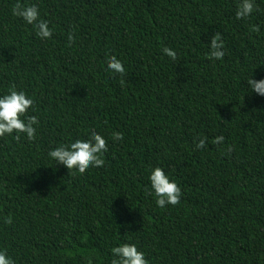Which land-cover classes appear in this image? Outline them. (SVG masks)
I'll list each match as a JSON object with an SVG mask.
<instances>
[{
  "label": "trees",
  "instance_id": "16d2710c",
  "mask_svg": "<svg viewBox=\"0 0 264 264\" xmlns=\"http://www.w3.org/2000/svg\"><path fill=\"white\" fill-rule=\"evenodd\" d=\"M16 2L0 0V95L25 91L39 125L35 141L0 138V251L14 264H111L130 243L148 264H264V96L247 84L264 79V0L239 20L241 0H20L48 21L47 40ZM216 32L221 60L206 55ZM93 130L102 167L70 175L48 157ZM155 167L181 188L178 205L147 195Z\"/></svg>",
  "mask_w": 264,
  "mask_h": 264
},
{
  "label": "clouds",
  "instance_id": "9594fccd",
  "mask_svg": "<svg viewBox=\"0 0 264 264\" xmlns=\"http://www.w3.org/2000/svg\"><path fill=\"white\" fill-rule=\"evenodd\" d=\"M254 10H259L254 5V0H241L237 6L236 19L248 18ZM12 14L23 19L27 24L33 25L36 35L42 40L52 37V30L48 26V21L39 18V9L36 5H27L17 0L12 8ZM251 32H260L259 25H252ZM69 46L75 42L74 35L69 33ZM224 41L222 34L216 32L211 37L209 52L206 54L208 59L221 60L224 57ZM163 53L169 56L173 61L177 54L168 47L162 49ZM107 69L109 72L125 75V68L121 60L115 55L108 57ZM247 84L251 92L259 96H264V79L259 81L252 78L247 79ZM34 105L33 98L22 90H16L15 86L10 88L4 95H0V138L13 136L19 141L23 134L29 142L36 140V126L39 120L35 115H29V109ZM123 139V133L113 132L112 140L117 142ZM207 138H202L197 143V148L205 146ZM223 136H217L212 143L222 144ZM108 151L106 139L96 131H91L86 140L77 139L70 144H61L48 152V157L53 160L56 166L63 165L68 169V174L75 175L85 173L90 167H102L105 163L103 154ZM232 148L227 152L230 154ZM150 189H145L147 195L155 198L157 207L163 209L167 205L176 206L180 203L182 196L181 188L175 181H170L161 167H155L149 175ZM5 224L12 223V217L8 216L4 220ZM111 264H148L145 254L138 250L135 244L123 243L111 249ZM0 264H14V261L8 257L6 250L0 251Z\"/></svg>",
  "mask_w": 264,
  "mask_h": 264
}]
</instances>
